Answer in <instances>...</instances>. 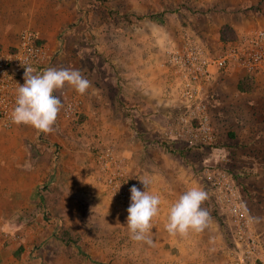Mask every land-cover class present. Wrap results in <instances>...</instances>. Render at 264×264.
<instances>
[{"label":"rangeland","instance_id":"obj_1","mask_svg":"<svg viewBox=\"0 0 264 264\" xmlns=\"http://www.w3.org/2000/svg\"><path fill=\"white\" fill-rule=\"evenodd\" d=\"M26 28L51 48L44 69H77L91 87L83 96L68 85L54 93L63 108L50 134L25 125L0 129V264H229L233 227L209 199L202 205L208 227L190 233V245L186 237H174L186 244L174 242L164 227L166 202L191 187L206 191L205 173L214 166L235 177L264 248V78L249 93L238 89L245 75L237 66L212 81L217 137L206 146L167 139L173 111L153 113V124L137 121L122 95L129 66L149 53L140 37L153 40L160 60L184 32L218 54L264 28V0H0V50ZM71 99L82 107L68 117ZM105 151L141 191L146 177L152 193L172 195L153 219L152 245L130 240L128 208L104 181Z\"/></svg>","mask_w":264,"mask_h":264},{"label":"built area","instance_id":"obj_2","mask_svg":"<svg viewBox=\"0 0 264 264\" xmlns=\"http://www.w3.org/2000/svg\"><path fill=\"white\" fill-rule=\"evenodd\" d=\"M42 41L45 40L36 30L26 28L15 45L0 50V129L15 125L10 114L15 106L16 90L24 83V66L43 70L51 60V48ZM236 66L245 76L264 78V28L225 44L218 54H213L190 32H184L180 43L171 48L162 62L171 78L168 92L176 100L170 124L164 131L167 139L194 146L211 145L215 141L207 89L221 72ZM81 107V100L71 99L65 104L64 113L68 117L76 116ZM100 164L107 188L120 206L128 208L133 184L117 167L114 153L103 152ZM205 189L211 206L226 214L233 227L229 264H264L261 237L233 174L216 166L208 168Z\"/></svg>","mask_w":264,"mask_h":264},{"label":"clouds","instance_id":"obj_3","mask_svg":"<svg viewBox=\"0 0 264 264\" xmlns=\"http://www.w3.org/2000/svg\"><path fill=\"white\" fill-rule=\"evenodd\" d=\"M24 68V83L16 90L11 122L17 126H30L38 133L50 134L55 130L54 125L63 108L61 99L54 93L68 85L83 96L91 82L77 69L49 67L37 71L31 66ZM139 180L144 190L136 185L130 188L131 203L127 209L126 227L130 240L152 245V222L159 214L161 197L150 191V178ZM207 199L208 193L199 187H191L181 194L168 209L164 227L169 236L186 237L190 233L203 232L210 221L209 212L202 207Z\"/></svg>","mask_w":264,"mask_h":264},{"label":"crops","instance_id":"obj_4","mask_svg":"<svg viewBox=\"0 0 264 264\" xmlns=\"http://www.w3.org/2000/svg\"><path fill=\"white\" fill-rule=\"evenodd\" d=\"M138 7V9H141L142 6ZM144 8L150 9V7L147 5H144ZM226 23L228 22L224 21L222 22V25ZM18 38H16L14 43H10L8 47H5V49L10 48L12 45H15L18 41ZM42 38L45 40L44 37ZM139 39L143 42L138 41V43L140 42L142 45L145 44L146 46L144 47L149 50V53L147 57L139 56L136 62L134 61L132 65L129 66L131 71L126 74V78L124 79V82H122L124 86L122 95L134 108L133 112L136 115L137 121H141L144 124H153V122L151 121L154 117L153 113H163L164 116L169 114L170 111L174 110L176 100L174 99L172 94L168 92L171 78L162 67V62L164 60H160L156 56L158 54L152 52L153 50L156 51V44L152 43L153 40H151L150 37L147 38L143 36ZM218 39H220V33L218 34ZM3 44L7 46L8 43L6 41H3ZM134 137H136V140L141 141L137 133L136 135H133V138ZM133 141L136 142L135 139H133ZM159 186L163 187L162 184H160ZM160 197L161 201L166 202V200L170 199L172 195H170L165 189L164 195L162 193L160 194ZM175 201V199L170 200L167 201L166 204L168 203L170 207L171 204ZM192 237V234L186 236V241H188L187 244L184 241L180 243L179 239L177 240L176 238H173L174 242L190 245Z\"/></svg>","mask_w":264,"mask_h":264},{"label":"trees","instance_id":"obj_5","mask_svg":"<svg viewBox=\"0 0 264 264\" xmlns=\"http://www.w3.org/2000/svg\"><path fill=\"white\" fill-rule=\"evenodd\" d=\"M229 28L230 27L228 25L224 26V29H223L224 35H225V30L226 29H229ZM222 36H223V34H222ZM42 42H46V41H42ZM256 81L257 80L254 77H252V76H248V75L247 76H244L238 82V89H239V91L244 92V93L251 92L255 88V86H256ZM205 203H207L209 205L208 201H205Z\"/></svg>","mask_w":264,"mask_h":264}]
</instances>
